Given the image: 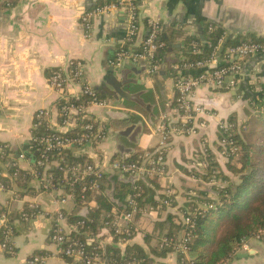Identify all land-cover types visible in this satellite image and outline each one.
Here are the masks:
<instances>
[{
    "label": "crops",
    "instance_id": "obj_1",
    "mask_svg": "<svg viewBox=\"0 0 264 264\" xmlns=\"http://www.w3.org/2000/svg\"><path fill=\"white\" fill-rule=\"evenodd\" d=\"M134 1L137 5L138 35L130 48L132 52H136L147 37L149 24L159 25L161 32L168 36L175 32L173 45L179 47L172 45V51L168 54L170 60L183 59L180 49L185 38L198 34L201 25L208 28L213 26V30L220 29L223 42L229 39L246 43L253 38L264 42V0ZM116 2L0 0V148L8 149L5 156L0 155V181L8 186L6 190H0V209L6 212L0 214V219L4 217L8 223L7 215L10 216L11 212H17L20 216L24 212L36 214L31 221L20 219L13 221L12 225L8 224L12 230L11 249L14 254L10 256L0 249V264H28L33 257L42 258V264L58 263L60 258L56 247L50 241L56 213L60 210L64 215L61 227L66 234L74 227L67 224L66 216L82 215L88 208L81 205L77 209L71 189L68 190L66 186H55L57 189L50 193H45L35 183L32 188L28 185L27 189H19L8 173V168L15 164L19 170L27 173L31 181L30 173L35 168L36 154L30 153V137L38 111L48 112L53 126L60 123L55 105L59 95L49 83L54 71L70 61L79 63L83 80L99 96L97 98L101 105L89 107L87 114L104 130L106 139L96 150L85 153L92 165L154 155L160 142L156 126L162 120L176 121L177 93L175 82L167 73L168 63L159 66L153 75L146 73L144 61L136 65L126 63L122 68L113 65L116 54L124 46L126 19L123 12L113 10L111 16L93 20L90 31L82 26L83 14L98 6ZM216 53L217 60H220L222 56L218 50ZM176 66H172V70ZM192 75L195 76L194 73ZM237 76L225 79L224 91L211 86L197 88L191 102L204 109V120L200 116L196 120V125L202 121L204 127L197 126L194 135L169 140L165 158L166 174L160 180L154 178L159 189L152 192V197L169 191L174 194V204L166 212L177 215V219L180 209L188 205L185 197L195 195L197 186L208 187L189 174L199 161L196 154L211 153L220 170L225 171L227 160L217 154L218 124L227 119L243 124L253 116L252 101L264 91V52L242 62ZM231 81H234L233 85L229 84ZM123 120H127L124 128H120L118 123H114L117 124L115 127L110 126L112 121ZM73 128L62 130V134ZM108 174L129 180L128 176L119 173L107 171ZM6 178L10 180L9 184ZM41 191L43 193L40 194ZM63 197L69 200L65 205L58 204ZM99 198L98 193L93 194L91 208L96 206ZM149 210L155 212L159 208L145 204L139 210L147 223L145 233H138L132 240L120 245L121 250L132 245L149 253L157 250L156 240L150 237L155 235L154 223L164 222L165 218L156 214L149 217ZM113 212L118 211L113 210L110 214ZM176 222L173 219L172 223L176 225ZM167 234L181 235L172 226L163 228L161 235ZM97 238L102 245L112 242L109 231L103 227ZM156 262L177 264L172 254ZM224 264H264V243L253 242L249 250L236 249Z\"/></svg>",
    "mask_w": 264,
    "mask_h": 264
},
{
    "label": "trees",
    "instance_id": "obj_2",
    "mask_svg": "<svg viewBox=\"0 0 264 264\" xmlns=\"http://www.w3.org/2000/svg\"><path fill=\"white\" fill-rule=\"evenodd\" d=\"M210 27L201 25L198 34L185 38L183 47L180 49L183 57L180 61L168 58V54L172 51L175 32H172L169 36L165 32L159 34L158 43H161L163 46L156 51L155 61L160 67L168 63L167 73L172 76L174 81L179 75H177L174 69L172 70V66H181L183 63L190 64L207 60L215 53V48L217 47L219 55L223 56L227 48L242 44L240 40L232 42L226 39L223 42L222 31L220 29L213 30V26ZM220 40L221 42L219 43ZM192 43L195 44L199 53L192 52L194 50ZM250 43L264 44L263 41L256 38H253ZM229 63L230 61H219L218 67L226 66ZM145 67L147 68V65ZM196 71L198 70H190L182 74L184 76H193L192 73ZM199 73L198 71L195 76ZM217 90L224 91L225 89L220 87ZM87 99L86 96H82L75 99L74 102L75 104H82ZM61 104V102H57V109L61 107ZM252 105L253 116L246 123L237 126V131L235 129L234 139L238 146V152L227 160L225 164L226 172L220 170L211 153L198 152L196 154L199 161H205V167L193 166L189 174L194 176V180L199 181L202 185H208V187L197 186L198 191L195 195H187L185 197L188 205L180 209L182 217H187L190 220L192 224L191 229L184 224L182 218L179 219L178 217L177 219L176 214V216H173L170 212H166V209L172 207L174 204V194L169 191V195L163 193L156 196V198L152 197V192H156L159 189L154 178L137 179L128 177L129 180L127 181L119 179L114 174L110 176L109 174H105L98 180V191L87 192L81 189L91 176L83 178L80 183H76L70 187V175H64L57 166L51 167L48 173L51 175L52 183L57 188L63 187L60 184L63 178H69L66 188L72 189L71 194L77 209L81 206L82 196H84L87 202H91L94 193L100 195L94 208H87L82 215L71 214L66 216L67 224L75 226L76 230L66 233V242L62 246L70 243L82 244L87 256H97L107 264L131 258L141 261L140 264H161L156 262L157 259L167 257L172 250L167 248L159 249L160 243L164 238L177 239L176 234L161 235L162 230L164 227L172 226L175 230L180 231V233L184 231L189 232L190 240L186 243V255L191 260V264H224L227 262L242 239L248 238L257 230L264 228V143H261L259 140V138L261 139L264 136V130H260V127H264V91L253 99ZM126 121H112L110 126L115 127L114 125L117 124L114 123H118L120 128H124ZM224 121L238 125L231 119ZM87 123L89 122L81 123L78 118L76 128L70 129L63 136L76 138L84 133L81 130V126ZM96 127L97 125L95 124L93 133H95ZM47 134L48 132L44 126L34 132V135L38 138L44 137ZM221 138L222 134L218 131V149H220L219 143ZM250 138H254L256 142H251ZM39 155L40 153H36L34 158L35 163L39 160ZM44 160L48 165L56 162V164H59V168L63 169L75 166L85 167L90 164V160L86 157L85 153L81 151L77 152L72 148L64 149L60 153L57 151L46 153ZM129 160L135 161L136 157H131ZM115 161L121 162L125 160L120 159ZM15 169L17 168L11 166L8 170L10 179H13L12 174L16 172V177L18 178L13 183L19 189H27L29 178L21 171ZM5 181L8 184L10 182L8 178ZM129 198L136 203L135 212L132 213L130 222L119 234L109 231L112 242L102 245L100 239L97 238L100 229L108 220V216L113 210L123 213L132 212L131 207L128 205ZM163 201H167L168 204L164 205ZM145 204H148L151 208H159V211L155 212L149 210V217L156 214L165 218L164 222L154 223L155 235L150 237H154L153 239L156 240L157 250L155 252L150 251L149 253L137 245L127 246L126 249L121 250L120 245L132 240L138 233H145L147 223H145V218L139 214L141 213L139 210ZM194 212L202 213L195 215ZM5 213L4 209H0V214ZM7 217L9 225H12L13 221L21 219V216L17 212H11L10 216L7 215ZM173 219L177 221L176 225L172 223ZM79 222H83V224L79 225ZM2 240V235H0V242ZM180 257V255L177 257L178 264ZM62 259L71 264H79L65 256H62Z\"/></svg>",
    "mask_w": 264,
    "mask_h": 264
},
{
    "label": "built area",
    "instance_id": "obj_3",
    "mask_svg": "<svg viewBox=\"0 0 264 264\" xmlns=\"http://www.w3.org/2000/svg\"><path fill=\"white\" fill-rule=\"evenodd\" d=\"M9 2L13 0H8ZM8 5V3H7ZM113 10H119L123 12L126 19V35L124 40V46L116 54L113 61V65L117 68H122L124 64L136 65L140 61H144L147 65L146 73L153 75L159 70V65L155 61L156 51L163 45L158 43V36L161 33V27L157 24H149V32L147 37L142 41L136 52L130 50L133 46L137 35H138V15L137 5L134 0H117L116 3L107 4L105 6H98L93 11L85 13L81 16L82 26L86 31H90L93 20L101 16H109ZM87 33V32H86ZM221 40L219 41V43ZM194 50L193 53H199L194 43H192ZM218 47L215 48L217 52ZM264 52V44L261 43H242L238 46L229 47L220 59L222 62L230 63L223 67H218L217 53H213L207 60L197 61L194 63H183L181 66H176L174 70L177 72L179 77L175 82V91L177 93L176 104L177 113L176 121L171 122L170 120H162L156 126V132L160 137V143L157 147L154 155L147 158H139L135 161H111L110 164L92 165L89 164L85 167L75 166L69 169L59 168L64 175H70V187L76 183H80L83 178H88L85 185L82 186V191L94 192L98 191L99 184L98 180L108 172L119 173L128 177L140 178H156L157 180L162 179L165 174L166 165V154L169 150V140L172 137H188L196 133L197 126L204 127L203 122L196 125V120L200 116L204 120L205 114L204 109L197 107L191 102L195 90L201 86H211L212 88L218 89L223 87L225 79L230 76L237 75L241 71L242 62ZM190 70H198L200 73L196 76L183 75ZM82 74L81 65L76 62H68L63 68L54 71L50 78L49 83L51 88L58 93L61 97V107L58 110V116L60 123L53 126L50 121V117L47 112L40 110L37 112L34 118L35 124H33V135L31 144L35 150V153L39 154V160L35 163V168L31 172V176L36 178L42 188L45 191L55 190V185L52 183L51 177L50 182L45 183L41 177L42 171H39L44 166L48 165L44 160L45 154L53 151L61 152L64 149H68L72 146H81L84 142L95 141L101 142L105 139L106 134L104 130L97 126L95 133H93V127L96 124L92 118L88 117V108L91 106L101 105L97 94L92 90L86 82L79 79ZM83 75V74H82ZM74 82V84L72 83ZM68 84H73V90L65 89ZM230 85L234 84V81L229 82ZM76 85V86H75ZM86 96L88 99L82 104H75L74 100ZM79 121L89 122L81 126V130L84 131L76 138H67L63 136L62 130L66 128L75 127L76 122ZM91 120V121H90ZM45 127L48 134L44 137H36L34 132L40 127ZM235 129L237 131V125H234L228 121H222L218 124V131L222 134L220 139V150L221 157L224 159H230L235 156L238 152V146L234 139ZM88 141L86 143H88ZM81 144V145H80ZM12 167L17 165L12 164ZM196 166L204 167V161H198ZM39 170H38V169ZM12 177H16V172L12 174ZM4 184L0 182V190H4ZM169 195V192H166ZM67 198H61L58 200V204L65 205ZM164 205H167V201H163ZM80 205L84 208H91V202H87L84 196L81 197ZM128 205L131 207L132 212H113L108 216V220L103 224V228L107 231H112L114 234L121 233L131 220L132 213L135 212L136 203L134 200H128ZM204 210V209H202ZM203 212V211H202ZM202 212H194L195 215H200ZM36 218L35 212L33 213H22V221H30ZM64 220V215L59 210L56 213L54 225L52 228L50 241L56 247V253L58 254L60 261L56 264H71L64 259H72L73 262L79 264H107L101 258L94 256L89 257L85 254L82 244H67L62 246L65 240V233L62 230L61 222ZM185 225L192 228V224L187 217H183ZM79 225L83 222H79ZM76 230V227H72ZM0 235H2V242L0 243V249L3 252H12L11 241H12V230L6 222L5 218L0 219ZM189 232H183L180 239L171 240L164 238L159 245V249L167 248L171 249V254H179V264H191V260L186 255L187 247L186 243L189 242ZM253 242L264 243V228L257 230L250 237L242 239L236 249L249 250V246ZM43 259L40 257H33L27 263L28 264H42ZM141 261L135 258L121 259L113 264H140Z\"/></svg>",
    "mask_w": 264,
    "mask_h": 264
},
{
    "label": "rangeland",
    "instance_id": "obj_4",
    "mask_svg": "<svg viewBox=\"0 0 264 264\" xmlns=\"http://www.w3.org/2000/svg\"><path fill=\"white\" fill-rule=\"evenodd\" d=\"M109 16H111V15H109ZM101 17H104V16H101ZM101 17H97L95 20H97V19H99V18H101ZM92 23V22H91ZM92 30V29H91ZM70 62H72V61H70ZM67 63V62H66ZM81 76L82 77H80L79 79H82V78H84L83 77V75L81 74ZM73 84H74V82H72ZM73 84H68L67 86H65V89H71V90H73ZM76 86V85H75ZM62 101V99H61V97L59 96V99H58V102H61ZM55 105H56V103H55ZM44 111V110H43ZM44 112H46V111H44ZM48 113V112H47ZM242 124L240 123V124H238L237 126H241ZM74 128H76V126L74 127ZM241 128V127H240ZM66 129H68V128H66ZM260 130H264V127H260ZM68 132V131H67ZM105 139H106V137H105ZM104 139V140H105ZM30 140H32V136L30 137ZM103 140V141H104ZM259 140L261 141V143H264V136H262L261 137V139L259 138ZM88 141V140H87ZM86 141V142H87ZM103 141H101V142H103ZM250 141L251 142H256V140L254 139V138H250ZM86 142H82L83 144L81 145V146H72V147H69V148H72V149H74V150H76L77 152H83V153H90V152H93V150L95 149L96 150V147H98L99 146V144L101 143V142H95V141H88V143H86ZM160 143V142H159ZM68 148V149H69ZM31 155H34V152H35V150H34V148L32 147V144H31ZM6 148H0V155H4L5 156V154H6ZM36 154V153H35ZM217 154H218V156H220L221 157V150L220 149H218V152H217ZM225 160H229V159H225ZM205 162V161H204ZM108 164H110V163H108ZM52 166H54V167H56L57 166V164H56V162H52L50 165H46V166H44L43 168H42V173H41V177L43 178V181L45 182V183H47L49 180H50V177H51V175L48 173V171L50 170V168L52 167ZM205 167V166H204ZM11 168V167H10ZM10 168H8V169H10ZM15 168H17V169H15V170H19L18 169V166H16ZM58 168V167H57ZM34 170V169H33ZM33 170L31 171V172H33ZM19 171H21L22 173H24L21 169L19 170ZM24 175L27 177V173H24ZM30 177H31V181H28L27 183H28V185H30V187L32 188V186H33V183H35V184H37L38 185V187L40 186L41 187V190L42 191H44L45 193H50L51 191L50 190H48V191H45L43 188H42V185H40V183L38 182V180L36 179V178H34V177H32L31 176V173H30ZM18 177H14L13 178V182L14 181H16V179H17ZM152 178H154V177H152ZM69 179V178H68ZM68 179L67 178H63L61 181H60V184H62V186H66L67 187V182H68ZM52 180V179H51ZM1 182V181H0ZM50 182V181H49ZM2 183V182H1ZM3 184V183H2ZM4 188H5V190L8 188V186H6L5 184H4ZM57 188H55V190H56ZM55 190H52V191H55ZM68 190H70V188H68ZM40 192V194L41 193H43V192ZM71 192H72V189H71ZM63 198H66V197H63ZM61 199V198H60ZM59 199V200H60ZM69 200V198H67V200L66 201H68ZM24 213H27V212H24ZM33 213V212H32ZM178 217H179V219H183V217H182V214H181V212H179L178 213ZM31 221V220H30ZM28 222V221H27ZM74 231V230H73ZM181 235H182V233H181ZM181 235L180 236H178L177 237V239H180L181 238ZM5 253H7L8 255H10V256H12L14 253H13V251L12 252H5ZM169 254H171V253H169ZM168 254V255H169ZM172 255H174L175 256V258H176V261H178L177 260V257L179 256V254H172ZM177 264H178V262H177Z\"/></svg>",
    "mask_w": 264,
    "mask_h": 264
},
{
    "label": "water",
    "instance_id": "obj_5",
    "mask_svg": "<svg viewBox=\"0 0 264 264\" xmlns=\"http://www.w3.org/2000/svg\"><path fill=\"white\" fill-rule=\"evenodd\" d=\"M173 47L174 48H178L179 46L178 45H173ZM219 59V58H218ZM126 68H128V66L126 67ZM200 72V71H199ZM198 73V71H196L194 74H197ZM235 77H239V76H237V75H235ZM120 93H121V95L123 94L121 91H120Z\"/></svg>",
    "mask_w": 264,
    "mask_h": 264
}]
</instances>
